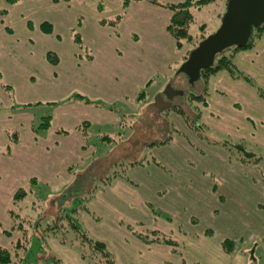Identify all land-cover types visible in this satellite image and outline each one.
<instances>
[{"label":"rangeland","instance_id":"rangeland-1","mask_svg":"<svg viewBox=\"0 0 264 264\" xmlns=\"http://www.w3.org/2000/svg\"><path fill=\"white\" fill-rule=\"evenodd\" d=\"M158 1L164 2L163 0ZM74 2L75 4L70 12L63 9L61 13H56L53 9L41 4L46 3L49 5V0H21L20 4H23L22 13L27 12L36 24H39L40 19L43 16L45 17V15L53 16L64 23L67 20L70 22L74 21L76 16L79 15L80 17L76 20L77 23L81 19L83 20L82 25H85L94 19L98 20L97 15L100 4L105 6V12L107 13L120 10V5L123 7L122 0H74ZM8 6L6 0H0V9ZM12 7H8L9 13L18 10L17 8L13 10ZM225 9V0L223 2L219 0L205 7L192 9L194 20L190 23V31L197 41L201 38L202 33L208 36L218 28L220 23L219 14L224 12ZM112 14L115 13H110L108 19H115L117 16L123 15V12L114 16ZM146 15V18L140 24H135L142 31L146 29L147 23L153 24L157 29H164V27L160 26L161 22L156 21L153 14ZM132 24L134 23H130L131 26H134ZM202 24L207 25L205 31H202ZM77 27L75 30H77ZM0 31H3V34L0 32V43L3 45V42L7 40L3 36L7 29L2 30L0 27ZM19 31H23V29L19 27L14 35L8 33L7 36L11 38V41L12 39L19 38L21 42H25L27 39L31 46L30 39L33 40V37ZM131 37L135 43H140L135 37ZM173 39L176 41L174 37ZM35 46L34 44L33 47H30L31 50L28 56L25 50L18 54L21 64H24L29 56L32 59L36 58V51L33 49ZM42 46H39V49H37L41 51ZM168 49H170L169 42ZM171 49L172 53L176 54L175 57L179 59L172 66L173 72L171 76L167 77L164 71H159L157 75L150 78L154 80L147 90V99L145 101L138 102L135 99L130 101L132 105L129 107L121 104L118 105L121 107L122 114L129 116L127 118L129 123L125 127L120 125L115 130L111 126L101 127L100 125H95V128L88 129L90 134L88 139L96 147L89 148V150L85 146L82 149L84 154L79 158L81 163L74 164L71 162L68 169H66L67 167L64 168L66 172H69L68 174L72 170H75L74 168H76V171L70 174L71 178L67 181L64 179V176L63 178L61 177L59 187L49 189L46 185H38L42 189L40 192H36L39 196L37 202L40 201L41 207L51 219L56 216L58 208L63 204H66L68 208L76 206L78 204L77 198L71 197L68 199L66 190L72 182L78 181L91 168V186L95 185L98 187L96 188L97 190L95 189L96 191L94 190L95 193L93 192L94 196L87 201V206L89 210H92V213H80L79 224L83 230L88 231L94 238L101 239L108 244L116 257L117 264H264V161L254 165L243 164L235 159L225 147L223 148L219 145L211 146L215 148L216 154L212 148L208 147L204 149L206 156L200 158L197 157V154L177 146V143L180 141L178 137L180 136L189 138L186 140L188 142L190 140L195 142V137L191 132H194V130L190 129L183 116L177 111L159 112L154 107L155 99L159 93L164 92L168 83H172L175 88L184 91V95L175 97V103L182 105L187 111L197 106L196 101L190 100L187 91L203 95L204 85L202 80L192 85L185 74L177 73L185 58L188 57L190 50H192V46L188 42H185L180 51L176 50V48L173 50V45ZM5 60L9 61V63L6 64ZM0 65L4 67L7 78L12 80L14 84L18 83V77L24 71V67L16 64V58L5 59L0 53ZM6 76L3 73L0 75V83L3 86L8 84ZM65 82L62 83V87H64ZM79 83L84 84L82 82ZM59 88L56 84L36 83L33 85V88L28 90L27 96L24 99H21L20 91L16 86H13L11 91H5L7 93L5 97L0 94V118L6 117V119H11L9 115L14 112H19V114H16L19 116H21V113H32V116L28 117L29 122L21 121V119L18 121L14 116V123L21 132L14 128H12L14 130L4 132L6 129L2 131V126H0V183L4 181L5 183H9L8 185L13 184L14 186L16 182L13 181V178L17 174L10 179V168H13L14 173H16V166L21 164L26 158L22 151H16L14 158H8L12 152L10 154L4 153L7 146L12 147L13 144H18L17 140L14 141L13 138L21 139L24 136V140L22 141L21 139L20 145L23 142L27 145L29 143L27 140L33 139L34 132H31L29 135L27 131L24 133L22 130L28 127L33 131L36 129L40 130L38 126L43 118L54 116L56 111L53 107L54 105L49 104V102H60L71 96H67L65 99L62 98L63 90ZM72 88L73 80L65 86V89L68 90ZM74 90L71 93L72 95L77 92L85 93L79 89ZM21 94H23L22 91ZM34 96H39L42 99L40 98L38 101H35L30 110L22 108L26 107L24 104H32L25 102H27L29 97ZM205 101H207V98L202 102L204 103ZM8 103H11V105H8ZM12 106L16 107L13 109ZM188 112L195 113V110H189ZM23 116L24 119L27 117L26 115ZM192 117L195 120L193 114ZM137 119L138 121H142H140L141 126L139 128L133 126V123H136ZM5 124L7 123L4 118ZM49 130H52V126H50ZM117 131L122 132L118 142L105 145L99 140L102 133L119 137V132L114 133ZM13 133H15L14 136ZM194 133L196 134V131ZM177 134L180 136H177ZM170 136L175 137L174 142L172 138V142L165 145L170 146L162 148L161 152L156 155L153 149L147 145L153 140H165ZM4 142L9 144L4 146ZM250 142L253 143L257 151L264 153V145L251 140ZM197 146L200 147L199 144ZM95 150L97 151L95 152ZM90 153H93L94 156L87 158ZM154 155L157 160L163 162L161 164L164 168L159 165L158 167L163 170L166 168L164 170L168 172L166 178H162L160 172L154 166L148 167L147 164L144 165L146 168L143 171L148 169L151 173H142L144 175L143 180L146 182L145 184L149 186L147 189H138L132 183L133 176H131L130 171L132 167L125 172L129 178L128 180L126 177H120L121 182L116 185V178L111 184L107 186L104 184V180L102 179H106L108 176L111 177L116 171H121L126 161H137L146 157L150 159ZM162 155L166 156L163 157ZM19 157L22 159L18 163ZM163 159L171 161L172 164H167ZM10 160H14L15 167L13 165H5V162ZM122 160L123 162H121ZM203 168L207 172L202 173ZM126 183L131 186L124 190L123 187H128ZM215 183L218 185L214 186L217 187L216 192L213 190ZM5 190L3 192L4 195L0 197V207L4 210L8 203L3 202L2 197L4 200L10 198L7 195L8 190ZM52 193L55 195H53V198L48 199ZM86 193V191L82 194L80 193L79 197L81 198ZM28 197L29 199L32 198V193H29ZM17 208L16 205L13 208H9L10 215H12V209L15 212L20 211ZM28 212H31L30 208L27 210ZM1 225L2 223L0 222V228ZM129 226L132 227V230L129 229ZM151 230H157L165 234L166 237L176 240L180 243V246L174 247L161 243H146L136 235L138 232L147 234ZM6 231L3 229L1 231L0 229L1 245L9 244L13 240V238H10L12 234V237L17 236V234L21 236L20 233L16 234L14 232L9 236L6 234ZM10 231H12V228ZM50 239L48 240V246ZM226 239L234 242L232 252H227L223 248V242ZM60 245L63 247L62 244ZM69 247L77 252L81 250L77 245ZM48 249L49 247L45 248L42 246L37 236L33 237L29 249L22 255L23 260H21L20 264H53L54 255L58 258H64L67 263L72 264L68 260L66 251L63 248L56 250L55 247H51V249ZM14 250L17 251L18 248L15 247ZM254 258L256 262H254Z\"/></svg>","mask_w":264,"mask_h":264},{"label":"crops","instance_id":"crops-1","mask_svg":"<svg viewBox=\"0 0 264 264\" xmlns=\"http://www.w3.org/2000/svg\"><path fill=\"white\" fill-rule=\"evenodd\" d=\"M163 1L167 3H181L185 0ZM41 4L53 9L56 13H61L63 9L70 12L75 2L60 1L55 3L53 0H49V5L46 3ZM22 6L23 4L13 6V10H15L14 8L18 10L14 12L11 11L5 16L0 15L1 29L9 28L12 30V33L6 31L5 35H3L7 40L3 42V45L0 43V53L5 59L16 58V64L24 67V71L18 77V83L14 84L12 80L7 78L4 67L0 65V75L3 73L6 76V82L9 84H7V86L10 87L9 90L11 91L12 87L16 86L20 91L21 99H24V97L27 96L26 93L28 90L33 88V85L36 83L56 84L60 87L59 89L63 90V92L61 91L62 98L65 99L67 96H72L71 93L75 91L74 89H79L90 95L88 97H92L91 100L93 104L68 101L70 96L54 104L53 107L56 111L54 116H52V130L47 131L40 129L38 131H33L29 129V127L22 130L24 133L27 131L29 135L31 132H34V137L32 140H27L29 141L27 145H25L24 142L20 145L21 139L22 141L24 140V136H22L20 142H17L18 144H13L11 156L8 157L14 158L16 151H22L26 156L24 161L16 166V173H14L13 168H10V179L17 174L13 178V181L16 182L14 186L13 184L8 185L9 183H5L4 181L0 183V197L4 195L3 192L5 188V191L8 190L7 195L10 196V198L6 200L2 197L3 202L8 204L5 210L0 207L1 231L2 229L4 231H10L13 226L9 208H13L14 206L13 196L17 189L20 187L29 189L30 180L34 177L38 179V185H46L49 189L59 187L61 177L63 178L64 176L66 181L71 178V175L68 174L69 172H66L64 168L67 167L66 169H68L71 162L74 164L81 163L79 158L83 156L84 151L82 149L85 146H88L87 149L96 147L91 143L90 139H88L90 135L89 132L86 133L85 137L83 132L79 130V126L83 122L89 121V123H91L90 128H95V125H100L101 127L111 126L117 130V127L120 126L119 118L122 113L121 107L118 105L121 104L128 107L132 105L130 101L136 99L138 93L144 88L148 79L157 75L159 71H164L167 77L171 76L173 72L172 66L179 61V59L175 57L176 54H173L171 49L172 45L173 50L176 48V41L167 30L173 16V11L155 5L147 0L133 1L126 9L120 5V10L118 9L116 12H110L115 13L112 14L113 16L123 12L124 18L119 26L101 24V19H108V17H110V13L105 12V6L100 7L101 9L98 11L97 15L98 20L94 19L78 27L76 20L80 17L79 15L76 16L74 21L70 22L67 20L66 23L53 16L45 15V17L43 16L40 19V23L36 24L27 12L22 13ZM76 14L78 13L76 12ZM146 14H153L156 21L161 22L160 26L164 27V29H157L153 24L147 23L146 29L142 31V29L135 24H140L146 18ZM45 21L53 25L54 30L52 34L44 33L41 30V25ZM28 22H32L33 29L29 28ZM130 23H134L132 24L134 26H131ZM19 27L23 29V31L19 32L27 33L30 37H33V40L30 39L32 43L31 46L33 47L34 44L36 45V49L33 48L34 51H36V58L32 59L31 56H29L24 64L20 63L18 54L25 50L27 56L29 55L31 46L27 39L25 42H21L19 38H16L12 39V42L11 38L7 36L8 33L14 35ZM76 27L81 34L84 45L87 47L88 51L92 53V59L86 57L87 53L73 41L72 30L73 28L76 29ZM0 32L3 34V31ZM131 36L135 37L140 43H135ZM40 42L41 44H39ZM168 42L170 43V49H168ZM122 44H124V46H122ZM41 45L43 46L41 47V51H39L38 47ZM49 51L58 55V64H52L48 61L47 53ZM5 61L6 64L9 63V61ZM235 61L236 64L243 71L251 75L259 85L264 86V38L257 43L254 49L240 51ZM72 80L73 88L69 90L65 89L68 82H72ZM64 81L66 82L64 87H62ZM79 82L84 84H80ZM2 85L3 84L0 83V94L5 97L7 91ZM21 91L23 94H21ZM40 98L39 96L29 97L25 103H34ZM94 103H97L98 106L94 105ZM109 103H115L116 111L104 106L105 104L109 105ZM196 104L201 110L200 122L210 131L212 130L218 134L229 137L251 140L264 145V98H262L256 89L246 81L234 79L227 71H220L209 80V93L206 104L203 102H196ZM8 105H11V103H8ZM19 106L21 107V105ZM15 107L16 106H12L13 109ZM22 108L30 110L32 107L28 106ZM16 114H19V112L10 114L9 117L11 119H6V117L0 118L2 131L3 129H6L4 132L17 129L13 120L14 116L18 121L21 119V121L25 122H29L28 117L32 116V113H21V116ZM23 115L27 117L24 119ZM4 118L7 123L5 125ZM186 127L188 126L186 125ZM59 129L70 130V133L60 134L58 133ZM118 132L119 131L114 133L116 134ZM191 132L196 141L190 140L188 142L186 140L189 138H183L177 134V136L181 137H178L180 141L177 143V146L197 154L199 158L206 156V151L204 149L208 147L212 148L213 152L216 154L215 148L211 147V144L204 141L193 131ZM105 134L110 135L102 133L99 140H101L102 136ZM91 135L93 136V134ZM3 144L5 146L9 143L4 142ZM197 144H199L201 148L198 147ZM169 146L154 147L153 152L156 155L161 152L160 150H162V148H168ZM96 151L97 150H95V152ZM93 156L94 154L90 153L87 158ZM165 156L166 155L163 157ZM21 159L22 158L19 157L18 163ZM163 160L167 164H172L169 160ZM159 162L163 163L161 161ZM147 164L148 167L154 166V168L160 172L162 178L168 176V172L158 167L153 161L146 162V164L140 166H134L130 170L131 176L134 178V180L132 178V183H134L138 189H147L149 187L145 184L146 182L143 180L144 175L142 174L143 172H150L148 169L143 171L144 168H146L144 165ZM5 165H13L15 167L14 160L6 161ZM205 172L207 171L203 168L202 173ZM119 182H121V178L117 177L115 185ZM126 186L128 187H123L124 190L131 185L126 183ZM214 186L218 185L215 183L213 188ZM12 235L10 238H13V240L10 241L9 244H3L4 246L0 245L11 249L13 243L20 237L19 234L15 237H12ZM60 244L62 243L58 239L51 238L48 247L49 249L55 247L56 250L63 248L66 251L68 260H70L72 264L89 263L73 248L64 244H62V247ZM57 264L69 263H67L64 258H60Z\"/></svg>","mask_w":264,"mask_h":264},{"label":"trees","instance_id":"trees-1","mask_svg":"<svg viewBox=\"0 0 264 264\" xmlns=\"http://www.w3.org/2000/svg\"><path fill=\"white\" fill-rule=\"evenodd\" d=\"M55 3H58L60 1L70 2L73 0H53ZM132 1H141V0H122V6L124 9H126L129 4ZM155 5H159L165 8H168L173 11V16L170 20V23L167 27L168 32L176 39V50L180 51L185 42H188L192 49L198 46L199 42L206 37L204 33L201 34V38L197 41L196 38L191 34L190 31V23L194 20V14L192 13L193 8H201L205 7L209 4L215 3L219 0H185L181 3H164L160 2L158 0H147ZM224 1V0H220ZM226 5H227V0ZM21 0H6V3L9 6H15L20 4ZM8 6V7H9ZM103 6L100 4V7ZM4 7L0 9V15L5 16L9 13V8ZM99 7V10L101 9ZM225 12V11H224ZM222 12L220 14V18L222 19V16L224 14ZM124 14L117 16L115 19H101L100 22L102 25H112V26H119ZM82 20H78V25L81 26ZM28 26L30 29H33L32 22H28ZM207 25L202 24L201 28L202 31L206 30ZM41 30L44 33L52 34L53 33V25L49 23L48 21H45L41 25ZM7 31L12 33V30L7 28ZM72 37L73 41L82 48L85 53H87L86 57L89 59H92V53L88 51L87 47L84 45L83 39L81 37V34L78 30L72 31ZM264 38V23L260 25L259 27H254L253 32L251 35L250 40L244 47H238V46H232L225 50H223L221 53H219L216 56L215 62L212 67H209L207 69H203L201 71V77L200 80L203 81L204 85V91L203 95L201 94H195L192 91H187V95L190 98V100L196 101V102H202L204 99L207 98L209 93V80L210 78L219 73L220 71H227L234 79L237 80H244L247 83H249L251 86H253L258 94L264 98V86L259 85L255 79L243 71L235 61V58L237 54L240 51L243 50H252L256 47L257 43ZM187 58V57H186ZM185 58V59H186ZM47 59L52 64H58L59 63V57L56 53L49 51L47 53ZM182 74V73H181ZM154 79H149L146 85L143 89L138 93L136 100L138 102L145 101L147 99V90L149 86L153 83ZM3 88L6 91H9V87L7 85H4ZM68 101H76L84 104H93L90 97H88L86 94L82 92H77L73 94ZM206 104V101L204 102ZM49 104H57V102H49ZM94 105H97V103H94ZM24 106H33L32 104H24ZM108 109L116 111L115 104H109L104 105ZM191 106V103H190ZM177 111L185 121L188 123V126L196 131V134L202 138L207 143L213 145V146H221L225 147L235 159L242 162L246 165H254L259 162L264 161V153H260L255 149V146L252 142L247 141L245 139H239V138H231L229 136L218 134L214 131H210L208 128L204 127L203 124L200 122L201 117V110L198 106L193 107L191 109H186L182 105H177L172 107L169 110L166 111ZM189 110H195L194 112H188ZM165 112V111H164ZM192 114L195 116V120L192 118ZM129 116H125L121 113V117L119 119L120 125L122 127H125L128 125V118ZM141 120L136 121V123H133V126L136 128H139L141 125ZM52 124V116L44 117L42 122L39 124L38 129L41 130H49L50 126ZM91 127V123L85 121L79 126V130L83 132V134L86 137V133H88V129ZM180 131V130H179ZM60 133L68 134L70 133V130H59ZM178 132V130H177ZM10 133V132H9ZM12 133V132H11ZM122 133V132H121ZM121 133L119 132V137H116L114 135H104L101 138V141L107 145L112 144L113 142H118V140L121 138ZM15 133H13L14 136ZM172 136L165 140H153L149 142L147 145L153 149L154 147L159 146H165L167 144H170L172 142ZM14 141L17 140V142H20V139L13 138ZM88 148V146H86ZM12 152V147L7 146L5 149V154H10ZM9 156V155H8ZM153 161L157 165L164 168V166L155 158L154 156L150 159L142 158L137 161H129L125 162L123 168L121 171H116L111 177H107L104 180V184L107 186L112 183V181L117 177H126L127 180L129 179L128 176H126V171L134 166H140L143 165L144 162H150ZM123 162V160L121 161ZM72 170V172L76 171ZM166 170V168H165ZM86 171V170H84ZM70 173V174H71ZM91 168L81 176V178L78 181L72 182L69 188L66 190L67 198L70 199L71 197H76L78 204L76 206L68 208L66 204H63L58 208V212L55 217L51 219V217H48L43 208L40 205V201L37 202V198L39 196L36 192H40L42 189L41 186H38L39 181L37 178H32L30 180V188H19L13 197V203L16 205L20 211L17 212L11 210V217L13 220V226L12 231H6L7 235H11V233H20L21 236L13 243V249H8L0 245V264H20L21 260H23V253L27 251L30 247V242L33 237L38 238V240L41 241V244L43 247L48 248V240L49 238H57L62 244L69 245V246H79L80 255L82 258L87 260L90 264H117L116 257L113 254V251L109 248L108 244L101 240L96 239L92 235L88 233V231L83 230L81 225L79 224V215L83 212L92 213L91 210H89L87 206V201H89L94 196V190L98 186H91ZM131 181V180H129ZM97 190V189H96ZM95 190V191H96ZM214 192L217 191V187L213 188ZM35 191V192H34ZM87 192L84 196L81 198L79 197L80 193ZM94 192V193H93ZM29 193H32L33 197L29 199ZM35 194V195H34ZM40 195V194H39ZM54 193L51 194L48 199L53 198ZM64 195V194H63ZM80 201V202H79ZM17 208V209H18ZM31 209V212L27 213L28 209ZM33 210V212H32ZM36 210V211H35ZM46 214V215H45ZM170 219V218H168ZM129 229L132 230V227L129 226ZM137 237L141 239L143 242L146 243H161L169 246L179 247L180 243H178L176 240L166 237L165 234L157 231V230H151L149 233H136ZM223 248L227 252H232L234 248V242L230 239H226L223 242ZM264 245V241H263ZM18 248V250H14L15 247ZM49 250V249H48ZM54 262L53 264H57L60 261V258H57L53 256ZM255 260V258H254ZM253 260V261H254ZM256 262V260L254 261Z\"/></svg>","mask_w":264,"mask_h":264},{"label":"water","instance_id":"water-1","mask_svg":"<svg viewBox=\"0 0 264 264\" xmlns=\"http://www.w3.org/2000/svg\"><path fill=\"white\" fill-rule=\"evenodd\" d=\"M263 23L264 0H228L220 26L190 52L177 73L185 74L189 83L195 84L201 71L212 67L219 53L232 46L244 47L253 28ZM178 95H184V91L168 83L164 92L157 95L154 106L159 111L170 109L174 105L172 100Z\"/></svg>","mask_w":264,"mask_h":264},{"label":"flooded vegetation","instance_id":"flooded-vegetation-1","mask_svg":"<svg viewBox=\"0 0 264 264\" xmlns=\"http://www.w3.org/2000/svg\"><path fill=\"white\" fill-rule=\"evenodd\" d=\"M166 97V96H165ZM173 101V103H175V98L172 100Z\"/></svg>","mask_w":264,"mask_h":264}]
</instances>
